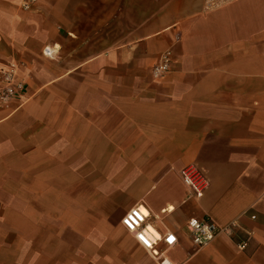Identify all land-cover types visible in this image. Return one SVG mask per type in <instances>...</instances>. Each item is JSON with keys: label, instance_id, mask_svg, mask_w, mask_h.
Instances as JSON below:
<instances>
[{"label": "crops", "instance_id": "crops-1", "mask_svg": "<svg viewBox=\"0 0 264 264\" xmlns=\"http://www.w3.org/2000/svg\"><path fill=\"white\" fill-rule=\"evenodd\" d=\"M18 2L0 0V68L21 60L25 100L0 106V135L14 131L17 166L44 183L29 209L62 210L18 207L19 264H158L120 222L138 205L176 235L160 244L171 264H264V0ZM192 164L201 197L179 174ZM191 217L240 227L194 248Z\"/></svg>", "mask_w": 264, "mask_h": 264}, {"label": "built area", "instance_id": "built-area-1", "mask_svg": "<svg viewBox=\"0 0 264 264\" xmlns=\"http://www.w3.org/2000/svg\"><path fill=\"white\" fill-rule=\"evenodd\" d=\"M37 0H19L18 6L21 10H30ZM42 54L53 58L55 53L49 47L45 46ZM171 56L170 51L165 50L160 54L151 68V74L154 78L165 75L170 69ZM22 62L19 59H11L6 66L0 68V106L7 107L9 103L17 99L25 100L24 81L20 76ZM182 181L189 188L195 197H201L207 187V178L202 169L196 165H188L179 172ZM253 217V216H252ZM146 207L140 205L127 210L120 219L121 224L133 234V236L142 244V246L155 258L158 264H171L169 259L161 251L160 244L165 249L172 248L177 243V237L173 232L167 231L163 234L157 233L150 228L147 223ZM240 227L236 220L227 224L220 225L211 217H191L186 221L185 228L188 237L194 248H202L209 244L216 236L221 233L230 234L233 228ZM250 233L246 238L237 243L240 249L246 247Z\"/></svg>", "mask_w": 264, "mask_h": 264}, {"label": "rangeland", "instance_id": "rangeland-1", "mask_svg": "<svg viewBox=\"0 0 264 264\" xmlns=\"http://www.w3.org/2000/svg\"><path fill=\"white\" fill-rule=\"evenodd\" d=\"M47 98H44L45 100ZM53 100L52 103H57L60 98H48ZM28 115L23 116L21 119L25 120ZM12 131L7 132V134L0 135V156H4L5 160H0V264H19L20 255L15 251L17 248L20 249V245L24 246L25 243L28 244L27 240H24V234L29 231V226L26 224H17L16 216L19 207L21 216L30 215H61V209H45L40 210H30L29 202L32 199L41 200L44 203L47 195L45 192H37V189L42 190L45 188L44 183H37L36 178L30 176H25L24 173V161L21 165L17 166L15 162L16 157L25 156L23 152H17V148L13 143ZM28 162V161H27ZM56 186V182H55ZM34 189V190H33ZM33 190V193H31ZM87 192V195H90ZM92 196V194H91ZM50 195H48V199ZM54 199L63 200L66 198L60 197V194H54ZM26 202V203H25ZM36 202V201H35ZM32 212L34 214H30ZM59 212V213H58ZM73 213V211H71ZM22 213V214H21ZM72 216L73 214H69ZM76 215V211H75ZM21 234V237L19 238ZM22 238V241H21Z\"/></svg>", "mask_w": 264, "mask_h": 264}, {"label": "bare ground", "instance_id": "bare-ground-1", "mask_svg": "<svg viewBox=\"0 0 264 264\" xmlns=\"http://www.w3.org/2000/svg\"><path fill=\"white\" fill-rule=\"evenodd\" d=\"M151 226V225H150Z\"/></svg>", "mask_w": 264, "mask_h": 264}]
</instances>
